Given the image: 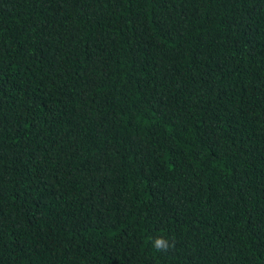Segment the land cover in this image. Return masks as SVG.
Here are the masks:
<instances>
[{"label": "trees", "instance_id": "16d2710c", "mask_svg": "<svg viewBox=\"0 0 264 264\" xmlns=\"http://www.w3.org/2000/svg\"><path fill=\"white\" fill-rule=\"evenodd\" d=\"M0 264H264V0H0Z\"/></svg>", "mask_w": 264, "mask_h": 264}, {"label": "clouds", "instance_id": "9594fccd", "mask_svg": "<svg viewBox=\"0 0 264 264\" xmlns=\"http://www.w3.org/2000/svg\"><path fill=\"white\" fill-rule=\"evenodd\" d=\"M163 241L162 240H160V239H158L157 241H156V245H157V247L159 248L161 245H163Z\"/></svg>", "mask_w": 264, "mask_h": 264}]
</instances>
